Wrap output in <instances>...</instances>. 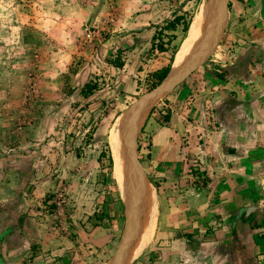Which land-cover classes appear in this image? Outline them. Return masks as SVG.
<instances>
[{
  "label": "rangeland",
  "instance_id": "rangeland-1",
  "mask_svg": "<svg viewBox=\"0 0 264 264\" xmlns=\"http://www.w3.org/2000/svg\"><path fill=\"white\" fill-rule=\"evenodd\" d=\"M212 1L0 0V264H112L128 228L124 253L133 255L150 215L142 197L157 184L140 149L155 110L139 128L138 104ZM178 15L183 22L167 27ZM120 117L134 137L122 184L110 144ZM156 223L148 246L122 264L155 245Z\"/></svg>",
  "mask_w": 264,
  "mask_h": 264
},
{
  "label": "crops",
  "instance_id": "crops-1",
  "mask_svg": "<svg viewBox=\"0 0 264 264\" xmlns=\"http://www.w3.org/2000/svg\"><path fill=\"white\" fill-rule=\"evenodd\" d=\"M233 2L227 37L195 68L194 49L150 99L140 145L159 217L135 264H264V0Z\"/></svg>",
  "mask_w": 264,
  "mask_h": 264
},
{
  "label": "bare ground",
  "instance_id": "bare-ground-1",
  "mask_svg": "<svg viewBox=\"0 0 264 264\" xmlns=\"http://www.w3.org/2000/svg\"><path fill=\"white\" fill-rule=\"evenodd\" d=\"M220 6H221V4L217 5L215 3L214 4L210 3V4L204 5L202 8L200 7L201 9L196 14L194 22L192 23L191 28L189 30L188 37L183 42L184 44H182V47L177 54L176 63H175L173 73H172L171 77L169 78V80H167L165 82V85L163 86V88H161V90H159L158 93L162 94L166 89H168L171 86L173 81L177 80L176 74L178 73V70L182 66L184 59L189 55V52L191 51L192 47L197 42L199 35L204 31V29L206 30L205 36L207 39H204V41L202 42V46H204L208 42V40L210 41L211 32H209L210 35H208V28L210 25H212V19H211L210 14H212V16H213L215 13H217L218 7L220 8ZM203 33H205V32H203ZM161 94L156 95L153 99L161 97L163 95V94L162 95ZM149 103H150V100H148L145 104H143L141 106V108H139L138 113H136L137 114L136 115V124L138 127L140 125V122H142L141 120H142L143 113H147V111L149 109V105H150ZM124 127H125V121H124L123 117H120L117 120V123L111 132V138H110L112 154H113V157H114V160L116 163L115 171H116V175H117V178H118L120 184L123 183V178H124V175L126 174L127 165H128V162H130L132 143H133V139H134V137L130 136V134L127 132V129H124ZM149 190H150V188H149ZM152 190H153V193L150 195L146 192L148 195V199H149V206L148 207L150 210V215L148 214L149 216L147 219L148 220L147 225L145 226V231L142 234V236L139 239H137L138 241L134 247L133 255L131 254L132 256L129 259L126 257L128 261L131 258H136L138 255H140L143 252V250L148 246V244L151 242V240L153 238V234L155 231V223H156L157 200H156V195L154 193V188H152L151 191ZM137 195H138V193H137ZM137 198H138V196H137ZM146 208H147V206H146ZM142 209H143V207H142ZM133 239H135V238H133ZM130 244H132V242ZM126 246H127V243H126Z\"/></svg>",
  "mask_w": 264,
  "mask_h": 264
},
{
  "label": "water",
  "instance_id": "water-1",
  "mask_svg": "<svg viewBox=\"0 0 264 264\" xmlns=\"http://www.w3.org/2000/svg\"><path fill=\"white\" fill-rule=\"evenodd\" d=\"M226 2L227 0H213L212 1V4H221L220 8L218 7V12L215 13L213 16L212 14L211 15V19H212V25H214V31H213V37L211 36V40L209 41L208 45V50H206L207 46H205L204 48H201L202 50H200L198 53H197V56L194 55V57L196 56L197 60H196V63L193 64V68L197 67L198 65H200L208 56H209V52H211V49L213 46H215L216 44H218L221 39H222V36H223V31H224V22L226 21V16H225V10H224V7L226 6ZM210 27L208 28V35H209V32H210ZM179 78H181L179 76ZM178 78V80H179ZM165 84H162L159 86L157 85L148 95H146V97L142 98L140 100V103L138 104V107L139 105H143L144 103H146L148 100H150V98H152L153 96L157 95L159 90L161 88H163ZM143 103V104H142ZM131 116H128V118H130ZM127 121V120H125ZM148 203V196H144L142 197V204H146ZM144 207V212H145V206ZM143 212V213H144ZM145 214V213H144ZM134 231H136V229H131V231H129V228L127 230V234H125V238H124V244H122L120 246V249L115 257V259L113 260V263L112 264H122L124 258L125 260H127L126 258V254L124 253V250L126 248V237H128L129 234H132ZM129 238V237H128Z\"/></svg>",
  "mask_w": 264,
  "mask_h": 264
},
{
  "label": "trees",
  "instance_id": "trees-1",
  "mask_svg": "<svg viewBox=\"0 0 264 264\" xmlns=\"http://www.w3.org/2000/svg\"><path fill=\"white\" fill-rule=\"evenodd\" d=\"M183 18H184L183 16L178 15V16L175 18V20H173V21H169V22H168L167 27H172V28L176 29V28L178 27L179 23H180V22H183ZM183 24H184V23H183ZM189 26H190V22H187V23L185 24V26H184V31H188ZM174 37H175V36H174ZM172 41H173V40H172ZM172 41L170 40L169 43L172 44V43H173ZM172 48H173L172 51H173L174 54H175V53L177 52L178 48H179V44H174V45L172 46ZM160 50H162V51H167L168 48L165 47L164 45L160 44ZM172 60H173V59H172ZM170 69H171V63H170L169 65H167V66L161 68V69L156 70L155 72H153V73L151 74V79H150V80H151V89H152L153 87H156L157 85H159V84L163 81V79H164V78L167 76V74L169 73ZM85 88H86L87 90H89V91H93V90H94V86H93L91 83L86 84ZM164 117H165L166 119L170 118V112L165 113ZM140 149H142L141 145H140ZM110 158H111V160H112V157H110Z\"/></svg>",
  "mask_w": 264,
  "mask_h": 264
},
{
  "label": "built area",
  "instance_id": "built-area-1",
  "mask_svg": "<svg viewBox=\"0 0 264 264\" xmlns=\"http://www.w3.org/2000/svg\"><path fill=\"white\" fill-rule=\"evenodd\" d=\"M142 147L144 148V147H146V145L142 144Z\"/></svg>",
  "mask_w": 264,
  "mask_h": 264
}]
</instances>
